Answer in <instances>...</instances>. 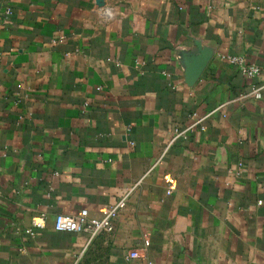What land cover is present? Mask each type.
Segmentation results:
<instances>
[{
	"label": "crops",
	"instance_id": "0c3cea01",
	"mask_svg": "<svg viewBox=\"0 0 264 264\" xmlns=\"http://www.w3.org/2000/svg\"><path fill=\"white\" fill-rule=\"evenodd\" d=\"M224 55L264 66V0H0V264H264L263 78Z\"/></svg>",
	"mask_w": 264,
	"mask_h": 264
},
{
	"label": "built area",
	"instance_id": "2783aa9c",
	"mask_svg": "<svg viewBox=\"0 0 264 264\" xmlns=\"http://www.w3.org/2000/svg\"><path fill=\"white\" fill-rule=\"evenodd\" d=\"M224 59L235 65L239 72L249 79L263 78V81L257 82L252 86L249 94L244 97H251L254 99H261L264 94V66L258 65L254 62H250L243 55H224ZM196 118L195 121L185 130L176 131L175 139L183 136L189 130L194 128L196 125L202 123L207 119L210 114L203 117L197 116L196 113L193 114ZM137 185H134L129 190H127L118 200L106 206L100 215L94 216L91 214L88 208H82L74 214H58L55 217L54 229L56 231H70L76 233H87L91 239L95 238L103 232L112 233L116 227V220L120 213L124 211L128 202L133 195ZM46 226V216L41 214L36 216L32 220V228H44ZM139 255L137 252H131L130 258H137ZM151 264V263H149Z\"/></svg>",
	"mask_w": 264,
	"mask_h": 264
},
{
	"label": "water",
	"instance_id": "95a60500",
	"mask_svg": "<svg viewBox=\"0 0 264 264\" xmlns=\"http://www.w3.org/2000/svg\"><path fill=\"white\" fill-rule=\"evenodd\" d=\"M211 56V50L202 49L201 53L198 56L192 58V60L187 63L186 72L187 79L190 84H194L199 79L205 67L207 66Z\"/></svg>",
	"mask_w": 264,
	"mask_h": 264
}]
</instances>
